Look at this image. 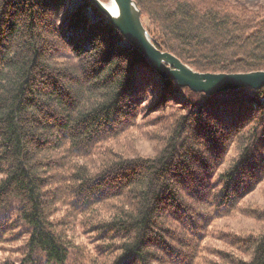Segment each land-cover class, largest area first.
Returning a JSON list of instances; mask_svg holds the SVG:
<instances>
[{"label":"trees","instance_id":"1","mask_svg":"<svg viewBox=\"0 0 264 264\" xmlns=\"http://www.w3.org/2000/svg\"><path fill=\"white\" fill-rule=\"evenodd\" d=\"M134 1L155 46L194 71H264V4ZM67 4L0 0V247L20 242L17 264H67L74 249L85 264H209L210 255L264 264V228L213 233L264 181V87L179 88L119 47L120 33L88 1L59 22ZM142 105L185 111L152 132L161 146L147 158L112 146L155 127ZM73 227L89 238L86 253Z\"/></svg>","mask_w":264,"mask_h":264},{"label":"rangeland","instance_id":"2","mask_svg":"<svg viewBox=\"0 0 264 264\" xmlns=\"http://www.w3.org/2000/svg\"><path fill=\"white\" fill-rule=\"evenodd\" d=\"M107 0L105 5H111ZM227 1H235V0H227ZM250 3H261L264 4V0H248ZM82 6V0H68V4L63 10V13L59 17V22L63 20L64 17L73 13L76 9ZM52 11V10H51ZM87 18L93 22L97 23L99 18L93 13L91 9L87 10L86 14ZM142 22H145L144 19ZM44 33V37L49 39V34L46 32V28L42 30ZM60 46L62 43L59 44ZM119 47H128L126 42H121L118 44ZM148 100L150 97H146ZM181 98V97H180ZM228 101V100H227ZM126 103V101L124 102ZM175 105H171L160 109V111L151 112L150 109H147L146 105H142L140 109L141 118L145 121H150L155 124V127H151L144 131H130L126 133L121 141L118 140L112 146L117 144L119 149L128 151L134 156L140 157H153L159 150V146H161V142L158 141L156 137L158 135L151 137L152 132L154 134L156 132L161 133L162 129L168 124L166 122V117L171 116V114H182L185 111L183 109L176 110ZM187 110V109H185ZM158 125V126H157ZM157 126V127H156ZM162 127V129H161ZM158 141V142H157ZM230 156H233V148H231ZM64 207V206H62ZM61 208V207H60ZM59 208V210H60ZM63 208H61L60 213L57 216V219H61L64 215ZM215 231L213 233L218 232H228L231 234H235L237 236H244L248 233L251 234H259L263 231L264 228V181L256 188V190L250 193L248 196L243 198L240 202L233 215L227 216L224 219L217 221L214 225ZM81 231L79 229L73 227L72 234L77 236L74 238V242L76 246L78 245L83 252L86 253L85 244L90 245V240L88 237L84 236V240L81 239L80 236ZM70 235V234H69ZM210 248H216L228 253L230 258L240 257L246 259V256L242 254V252L234 245H228L225 242L217 241L215 239H208L206 242ZM91 246V245H90ZM238 250V251H237ZM24 252L23 245L20 242L9 243L0 247V264H17L21 261L22 254ZM209 255V254H208ZM80 254L77 255V249L70 251V256L67 261V264H85V258H81ZM211 262H217L218 259L214 256H208L206 263L212 264ZM226 259V257H225ZM229 261V260H226Z\"/></svg>","mask_w":264,"mask_h":264},{"label":"water","instance_id":"3","mask_svg":"<svg viewBox=\"0 0 264 264\" xmlns=\"http://www.w3.org/2000/svg\"><path fill=\"white\" fill-rule=\"evenodd\" d=\"M122 36L124 42L136 50L162 79L173 80L179 88L194 93L214 96L243 89L264 87V71L248 73H201L194 71L174 55L159 50L152 41L134 0H109L114 6L110 12L101 0H86Z\"/></svg>","mask_w":264,"mask_h":264},{"label":"bare ground","instance_id":"4","mask_svg":"<svg viewBox=\"0 0 264 264\" xmlns=\"http://www.w3.org/2000/svg\"><path fill=\"white\" fill-rule=\"evenodd\" d=\"M106 7L108 8V10L110 11V12H113L114 11V6H113V4L111 3V5H106Z\"/></svg>","mask_w":264,"mask_h":264}]
</instances>
